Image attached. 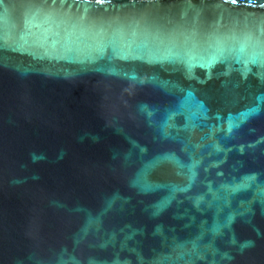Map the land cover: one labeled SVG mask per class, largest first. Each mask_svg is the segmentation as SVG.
Listing matches in <instances>:
<instances>
[{
  "label": "water",
  "instance_id": "1",
  "mask_svg": "<svg viewBox=\"0 0 264 264\" xmlns=\"http://www.w3.org/2000/svg\"><path fill=\"white\" fill-rule=\"evenodd\" d=\"M0 264H251V0H0Z\"/></svg>",
  "mask_w": 264,
  "mask_h": 264
}]
</instances>
